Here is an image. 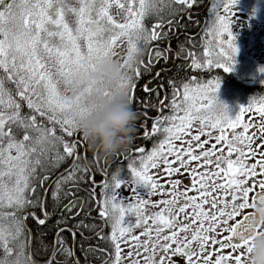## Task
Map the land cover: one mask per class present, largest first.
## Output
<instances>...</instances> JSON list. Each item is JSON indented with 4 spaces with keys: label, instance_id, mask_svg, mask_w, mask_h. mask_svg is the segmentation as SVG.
I'll return each mask as SVG.
<instances>
[{
    "label": "snow or ice",
    "instance_id": "6c2138e0",
    "mask_svg": "<svg viewBox=\"0 0 264 264\" xmlns=\"http://www.w3.org/2000/svg\"><path fill=\"white\" fill-rule=\"evenodd\" d=\"M197 2L0 0V209H11L0 211V264H81L64 232L73 241L80 235L83 264H89V253H103L100 264H243L257 228L252 209L264 201V94L249 97L230 116L217 96L219 76L205 82L187 75L188 70L205 68L232 71L238 50L232 31L237 0H218L211 6V24L202 29L212 37L211 49L202 45L197 53L192 36L178 40L174 52L160 46L161 41L170 44L174 28L186 27L178 17L191 14ZM69 13L74 27L66 19ZM152 16L158 19L149 24ZM120 44L126 50L117 52ZM169 54L183 62L175 65L177 71L161 96L163 83L150 86L160 78V71L152 75V69L155 63H167ZM104 56L117 57L118 76L114 85H101L103 94H122L127 103L144 109L138 115L145 123L151 119L150 131L141 124L134 125V132L142 129L143 138L162 137L146 155L143 147L131 149L135 155L126 169L117 167L111 175L94 152L89 157V147L69 114L88 90L67 95L70 79L94 70ZM258 71L264 72V65ZM145 75L149 79L140 84ZM260 83L264 85V79ZM138 85L143 93L139 97ZM149 110L157 115L148 117ZM246 113L253 115L244 122ZM211 140L216 143L206 147ZM161 164L168 177L163 182L159 172L150 171ZM181 169L192 178L190 188L179 187L183 177L172 178ZM97 172L105 179L97 182ZM122 184L131 195L120 194ZM154 195L164 198L153 200ZM150 206L158 210L150 212ZM94 211L101 225L86 222L97 218ZM53 216L52 241L46 243L43 232L33 237L27 219L40 228ZM70 220L75 223L69 225ZM105 224L111 227L107 234ZM141 227L143 231L134 234ZM85 231L104 240L106 247L85 245L91 238Z\"/></svg>",
    "mask_w": 264,
    "mask_h": 264
},
{
    "label": "clouds",
    "instance_id": "9594fccd",
    "mask_svg": "<svg viewBox=\"0 0 264 264\" xmlns=\"http://www.w3.org/2000/svg\"><path fill=\"white\" fill-rule=\"evenodd\" d=\"M117 63L112 57H100L94 70L72 77L67 85V95L85 89L83 100L74 103L69 114L74 125L86 141L89 150L100 159H108L125 150L131 143L138 114L122 94L106 96L101 85H114L117 79ZM62 84V90L64 89ZM88 111L81 113V107ZM253 224L257 226L251 236L243 264H264V201L254 209Z\"/></svg>",
    "mask_w": 264,
    "mask_h": 264
},
{
    "label": "trees",
    "instance_id": "16d2710c",
    "mask_svg": "<svg viewBox=\"0 0 264 264\" xmlns=\"http://www.w3.org/2000/svg\"><path fill=\"white\" fill-rule=\"evenodd\" d=\"M211 2L209 4H207V0H198L197 2V6L193 7L191 10H196V9H202L204 11V15L206 16V23L204 25H202L201 27V21L198 19L196 21H191L187 16V12L184 13V15L182 17H178V19L181 20L182 23H184L186 25L185 28L183 29H173V35L172 38L170 40V44L168 41H161L160 46L164 47V46H169L173 52L177 49V43L178 40L180 42H183L185 40V37L189 34H193L196 33V31L200 30V33L203 34V38L204 41H208L209 44L213 45L212 42V38L210 36H205L202 29L208 27L211 24L213 15L210 11L211 6L213 4V0H210ZM161 15L164 16L165 19H168L169 17L166 15V13H161ZM156 19H158V17L156 16H152L149 17L147 22L149 24H151L152 22H154ZM176 36V39H174L173 37ZM199 38L198 37H194L193 38V43L195 42V45H197L199 43ZM152 43H156V42H152ZM149 47H151V44L149 45ZM189 46L186 44L185 48L187 49ZM195 51H197V53H201L203 51V49H195ZM144 59L147 60V53H145L144 55ZM183 60L181 59H176L172 54H169V60L167 61V63H164L163 61L159 62V63H155L154 67L152 69V75H155V72L157 70L160 71V78L153 80L152 85L150 86H154L156 84L159 83H163V88H161V96L164 95L165 91L168 90V84H167V80L169 77H173L174 74L176 73L177 69L175 67V65H180L182 64ZM165 69H168V71H164ZM184 71L180 72V77L184 76ZM187 75L191 76V75H197L200 77V79L202 81H207L208 79H211L212 77L215 76H219L220 77V87L222 92L226 93L227 95L230 96H234L233 92L238 93L237 95L240 96H250L253 94H257V95H261L264 94V85H262L259 81H254L253 83L249 84L246 82L245 79H243L241 76L239 75H235L234 72L229 71V72H224L222 69H201L198 72H194L192 70H188L187 71ZM149 76L145 75L141 80H140V84H143L145 80H148ZM177 79H179V77H177ZM9 87H13L11 84L8 85ZM235 94V93H234ZM136 95L142 96L143 93L140 91L139 85L137 86L136 89ZM239 98V97H238ZM131 107L135 110V112L137 114L142 113L144 111L143 108L138 107V105L134 102L132 104H130ZM25 110H27L25 108ZM165 111H167V109H165ZM148 117L152 118L155 117L157 115V112L155 110H149L147 113ZM141 124H144L145 127L148 128V130L150 131V125H151V119H149L146 123L143 120V116L138 115V119L135 121V125L139 126ZM162 137L159 135H154L152 137L149 138H143V130L140 129L139 131H135L133 133V140L131 142L130 147H127L125 150H122L121 152H119V155H114L108 159H101V167L104 169H107L109 175H111L112 171L114 169H116L117 167H123L126 169L127 163L129 162V159L131 158V156H134L135 153L131 152V149H134L135 147H143L145 148V155L147 154V150H150L153 146L154 143H158L159 140ZM91 151L89 150V157L91 158ZM66 166V165H64ZM123 175V173H121ZM95 179L97 182L102 181L105 179V176L102 172H97ZM87 185H81V187H86ZM97 192H99V189L97 188ZM81 195L83 193H80ZM41 195H43V192L41 190ZM48 203V207L49 210H51L52 208V202L50 200V198L47 201ZM0 211H11L10 208H3L0 209ZM28 211H32L31 208L28 209ZM36 212L39 213L40 210L36 209ZM93 217H97L95 220H88L86 221L87 223H94L96 225H101V220L100 218L97 216V212H93L92 213ZM56 217L53 216L51 220L48 221V224L45 226H42L40 228L37 227L36 223L34 222L33 219L28 218L26 223L28 228L31 230L33 237L36 236L37 232H43L45 233L44 235V241L46 243H50L52 241L53 238V232L54 229H52L51 227H49L53 220H55ZM75 223V221L70 220L69 221V225ZM63 226V225H61ZM111 231V227L109 224H105V227L103 229V232L105 234L109 233ZM84 235L86 237L91 236L90 239L84 241L85 245H88L89 243H93L92 240H96V237L92 236V233L89 231H85ZM64 239L67 241V243L69 245H72L73 243L76 246V255L77 257L81 258V264H83V255L80 252V245H81V237L79 234L76 235L75 240L73 241V238L71 236V234L69 232H64L63 233ZM96 247L98 248H105L106 247V242L104 240H99V242L97 243ZM36 248H37V243L35 241V239H33L32 241V251L35 253L36 252ZM103 253H89L88 254V261L89 264H100L101 260L103 259Z\"/></svg>",
    "mask_w": 264,
    "mask_h": 264
},
{
    "label": "rangeland",
    "instance_id": "374dc122",
    "mask_svg": "<svg viewBox=\"0 0 264 264\" xmlns=\"http://www.w3.org/2000/svg\"><path fill=\"white\" fill-rule=\"evenodd\" d=\"M71 3H77V0H70ZM218 0H213V4H216ZM235 7L238 9L236 12V16L238 19H235V23L232 26V31L235 33V43L237 45V52L234 57V64L232 65V72H234L235 75L241 76L243 79L246 80L247 83L251 84L254 81H259L261 79H264V72H259L258 67L264 65V0H237V4ZM66 19L68 22L74 27V17L72 14H67ZM211 37V36H210ZM212 38V37H211ZM208 42V41H207ZM82 43V41H81ZM209 48L211 49L214 47V44H207ZM126 50V46L124 44H120L116 51L121 52ZM117 57H114L116 59ZM62 90V84L60 85ZM235 93V94H234ZM238 93L233 92L234 96L227 95L226 93L222 92L221 87L217 89V96L220 100H222L227 106L229 115H234L235 111L237 110L238 106L241 104H246L249 100V97L255 95L259 96L257 94H253L250 96H240L237 95ZM239 97V98H238ZM249 115H253V113H246L244 116V122H247V117ZM237 130H241L239 125L237 126ZM231 129H228L226 131V134L231 135ZM214 135L218 134V130H213ZM201 139H208L205 136H201ZM179 143V142H177ZM216 143L215 140H211L210 143L207 146H211V144ZM219 147V145H218ZM235 158V154H233V157ZM249 163H251V159H249ZM162 164L160 168L158 169H150L151 172L160 173V180L163 182L164 180L168 179L167 175L163 174L162 171ZM202 170V169H201ZM186 178L189 181H191V176L187 175V173L184 171V169H181L179 174H173V179H180V178ZM123 184L119 188V192L122 196L127 197L131 195V189L128 192L123 193L122 190ZM180 188H185L183 182L181 181V184L179 185ZM188 187H191V184L188 185ZM137 190L143 193L144 188L141 185L137 186ZM190 195H195L194 191H189ZM215 194V193H214ZM163 196L160 195H154L152 197L153 200L156 199H163ZM230 198V197H226ZM162 206V205H161ZM207 210H211L210 205H205ZM158 208L149 207V211H157ZM186 216V213L183 214ZM179 219V218H178ZM187 222V221H185ZM149 224H151V221H149ZM143 231V228H137L134 229V234L140 233ZM127 247L122 245V251L126 254L127 253ZM135 250V249H133ZM178 260V257H176ZM182 261V260H180Z\"/></svg>",
    "mask_w": 264,
    "mask_h": 264
},
{
    "label": "flooded vegetation",
    "instance_id": "af4514ba",
    "mask_svg": "<svg viewBox=\"0 0 264 264\" xmlns=\"http://www.w3.org/2000/svg\"><path fill=\"white\" fill-rule=\"evenodd\" d=\"M201 1H203V0H201ZM210 2H211L210 0H207V4H209ZM186 16L191 21H196L197 19H198V21L200 20L201 21V27L207 21L206 16L204 15V11L202 9L191 10V14L187 13ZM187 36H192L193 38L194 37H198L199 38L198 40L200 42L197 45H195L196 46L195 49L200 48V45H201V47H202V45H204L203 42H202V41H204L203 34L200 33V30L196 31V33H193V34H190V35L188 34ZM173 38L176 39V36L173 37ZM194 44H195V42H194ZM183 184H184V186H186V185L188 186L190 184V181L185 178L183 180ZM92 241H93V243H89V244H92V245L96 246L97 243L99 242V238H96V240H92ZM193 247H195V245H193ZM208 247L210 248L211 245H209ZM178 260H182V258L178 257ZM182 264H186V262H182Z\"/></svg>",
    "mask_w": 264,
    "mask_h": 264
},
{
    "label": "water",
    "instance_id": "95a60500",
    "mask_svg": "<svg viewBox=\"0 0 264 264\" xmlns=\"http://www.w3.org/2000/svg\"><path fill=\"white\" fill-rule=\"evenodd\" d=\"M128 191V187H126L125 185L123 186V192H127Z\"/></svg>",
    "mask_w": 264,
    "mask_h": 264
}]
</instances>
